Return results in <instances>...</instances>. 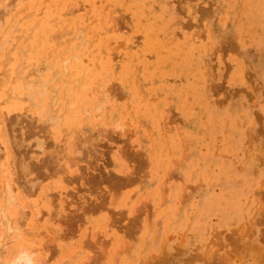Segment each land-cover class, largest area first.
I'll return each instance as SVG.
<instances>
[{"label":"rangeland","instance_id":"374dc122","mask_svg":"<svg viewBox=\"0 0 264 264\" xmlns=\"http://www.w3.org/2000/svg\"><path fill=\"white\" fill-rule=\"evenodd\" d=\"M20 252L264 264V0H0V264Z\"/></svg>","mask_w":264,"mask_h":264},{"label":"bare ground","instance_id":"6f19581e","mask_svg":"<svg viewBox=\"0 0 264 264\" xmlns=\"http://www.w3.org/2000/svg\"><path fill=\"white\" fill-rule=\"evenodd\" d=\"M74 9V8H73ZM104 15V14H103ZM5 16V15H4ZM80 33V32H79ZM80 35V34H79ZM78 36V35H77ZM80 48V47H79ZM8 55V54H7ZM18 67H20V66H18ZM80 67V66H79ZM17 68V67H16ZM18 70V69H17ZM65 71V70H64ZM16 75V74H15ZM115 75V74H114ZM71 79V78H70ZM32 82V81H31ZM51 82V81H50ZM34 83V82H33ZM88 84V83H87ZM85 86H83V88H84ZM82 88V89H83ZM30 89V88H29ZM79 90V89H78ZM26 91V90H25ZM42 91V90H41ZM35 92V91H34ZM37 93V92H36ZM139 93V92H138ZM34 94V93H33ZM43 96V95H42ZM41 99V98H40ZM39 99V100H40ZM41 101V100H40ZM85 109V108H84ZM166 111V110H165ZM50 114H51V112H50ZM49 117V116H48ZM52 119V118H51ZM56 121V120H55ZM48 122V121H47ZM125 131V130H124ZM119 132V131H118ZM120 133V132H119ZM94 151V150H93ZM123 152V151H122ZM130 153V152H129ZM122 154V153H121ZM120 155V154H119ZM133 156V155H132ZM134 158V157H133ZM178 162V161H177ZM138 172V171H137ZM133 176V175H132ZM168 176V175H167ZM100 178V177H99ZM127 178V177H126ZM125 179V178H124ZM128 179V178H127ZM101 181V180H100ZM7 188H10V187H7ZM6 191H7V189H6ZM6 193V192H5ZM181 201V200H180ZM135 208V207H134ZM132 219V218H131ZM139 219V218H138ZM115 222V221H114ZM132 222V221H131ZM9 223V222H8ZM17 225V224H16ZM19 225V224H18ZM19 227V226H18ZM128 238V237H127ZM164 243V242H163ZM22 253L23 252H20V253H17L16 254V256L13 258V259H10L9 258V260L7 261V262H13V264H19V261H21V260H24V263L25 264H33V257H32V254L30 253L28 256H26L25 255V257H23L22 256ZM32 253H34V252H32ZM97 254V253H96ZM213 254V253H212ZM211 254V255H212ZM9 255H11V254H9ZM210 255V254H209ZM207 258V257H206Z\"/></svg>","mask_w":264,"mask_h":264}]
</instances>
